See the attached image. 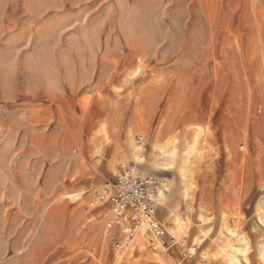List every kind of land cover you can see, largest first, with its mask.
<instances>
[{
	"label": "rangeland",
	"instance_id": "obj_1",
	"mask_svg": "<svg viewBox=\"0 0 264 264\" xmlns=\"http://www.w3.org/2000/svg\"><path fill=\"white\" fill-rule=\"evenodd\" d=\"M0 264H264V0H0Z\"/></svg>",
	"mask_w": 264,
	"mask_h": 264
},
{
	"label": "built area",
	"instance_id": "obj_2",
	"mask_svg": "<svg viewBox=\"0 0 264 264\" xmlns=\"http://www.w3.org/2000/svg\"><path fill=\"white\" fill-rule=\"evenodd\" d=\"M114 185L116 189L110 197L115 205L116 222L124 223V211H131V218L137 221L135 227L138 224L144 225L160 237L167 235V230L157 214L160 191L166 188V180L157 175L123 170L115 176ZM134 228L129 232L130 239L135 237ZM130 243L126 241L121 248Z\"/></svg>",
	"mask_w": 264,
	"mask_h": 264
},
{
	"label": "bare ground",
	"instance_id": "obj_3",
	"mask_svg": "<svg viewBox=\"0 0 264 264\" xmlns=\"http://www.w3.org/2000/svg\"><path fill=\"white\" fill-rule=\"evenodd\" d=\"M142 142H143V141H142ZM157 147H158V146L155 145L154 150H155ZM159 147H160V146H159ZM159 149H160V148H159ZM159 149H158V150H159ZM154 150H153V151H154ZM156 150H157V149H156ZM156 150H155V151H156ZM158 150H157V151H158ZM157 151H156L155 153H157ZM171 152H173V151H171V149H170L169 156H170V153H171ZM188 153H189L188 155L192 154V148H189V149H188ZM154 155H155V154H154ZM158 158H159V157H158ZM182 170H184V169H182ZM130 171H133V170H130ZM133 172H135V171H133ZM185 173H186V172H185ZM182 174H183V173H182ZM166 188H167V186H166ZM166 188H165V189H166ZM163 193H164V190H161V191H160V195H159V197H160ZM163 195H164V194H163ZM177 215H178V214H177ZM179 218H180V217H179ZM178 224L180 225V231H185V230L187 229V227H188V224H186L185 222L180 221V220H178ZM137 226H139V224H138ZM187 230H188V229H187ZM187 230H186V231H187ZM152 231H153V230H152ZM153 233L155 234L154 231H153ZM155 235H156V234H155ZM173 236H174V235H173ZM157 237H158V236H157ZM174 237H175V236H174ZM175 239L178 240L176 237H175Z\"/></svg>",
	"mask_w": 264,
	"mask_h": 264
}]
</instances>
